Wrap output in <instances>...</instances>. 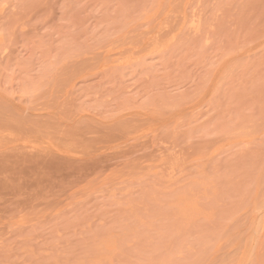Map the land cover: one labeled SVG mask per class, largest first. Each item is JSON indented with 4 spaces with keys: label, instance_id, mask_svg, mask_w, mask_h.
Listing matches in <instances>:
<instances>
[{
    "label": "rangeland",
    "instance_id": "obj_1",
    "mask_svg": "<svg viewBox=\"0 0 264 264\" xmlns=\"http://www.w3.org/2000/svg\"><path fill=\"white\" fill-rule=\"evenodd\" d=\"M0 264H264V0H0Z\"/></svg>",
    "mask_w": 264,
    "mask_h": 264
}]
</instances>
